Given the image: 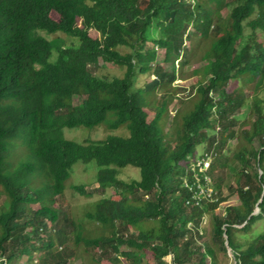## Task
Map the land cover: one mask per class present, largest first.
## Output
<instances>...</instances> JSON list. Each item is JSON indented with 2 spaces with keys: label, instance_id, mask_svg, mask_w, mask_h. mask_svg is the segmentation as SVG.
I'll use <instances>...</instances> for the list:
<instances>
[{
  "label": "trees",
  "instance_id": "trees-1",
  "mask_svg": "<svg viewBox=\"0 0 264 264\" xmlns=\"http://www.w3.org/2000/svg\"><path fill=\"white\" fill-rule=\"evenodd\" d=\"M191 28L212 42L196 103L171 139L168 99L153 107L147 97L177 82ZM158 49L171 73L152 67ZM100 59L125 69L123 77L98 76ZM148 74L155 79L136 88L137 78ZM244 79L264 86V0H0V187L7 198L0 213V264H21L37 252L42 264H65L66 253L55 248L66 249L67 226L76 245L100 250L98 262L124 245L130 251L122 256L132 264L144 253L159 264L170 255L172 264H218L217 249L199 241L205 219L212 222L214 244L225 252L227 238L236 264H264V232L246 245L239 240L264 219V97L249 103L241 90L229 88ZM245 106L253 122L243 131L247 144L229 187L240 205L226 206V215L217 212L219 202L188 206L183 178L198 147L214 154L211 175L220 197L221 173L230 163L226 151L242 131L238 115ZM101 125L113 131L126 126L129 136L78 143L64 135L65 128ZM254 140L259 149L251 146ZM18 147L23 158L16 165ZM92 161L99 167L97 191L73 188L88 197L114 190L84 215L112 234L90 237L82 223L68 219L57 239L42 237L47 222H60L56 198L66 192L73 166ZM130 166L139 170V180L121 176ZM34 204L40 209L32 211ZM151 221L154 226L147 225Z\"/></svg>",
  "mask_w": 264,
  "mask_h": 264
},
{
  "label": "rangeland",
  "instance_id": "rangeland-1",
  "mask_svg": "<svg viewBox=\"0 0 264 264\" xmlns=\"http://www.w3.org/2000/svg\"><path fill=\"white\" fill-rule=\"evenodd\" d=\"M223 15L226 16V11L223 12ZM52 19L58 20V15L52 13ZM190 32L193 34L194 30L191 28ZM90 34L93 38H98L99 35L97 32L90 31ZM45 35V33H43ZM151 37L156 36V29H153L150 33ZM62 39L71 43V40L65 35H60ZM47 37V36H46ZM53 37L57 38L59 35H53ZM212 40H206L202 38L198 34H193L191 39H188L186 44V51L188 52L185 57L182 59V62H177V75L178 80L171 87H167L165 89L158 88L154 90L148 97L147 103L155 107L157 104L163 101L164 98H167L169 101V113L167 117L166 123V132L169 133L171 139L175 138L176 128L179 126L178 124L181 122V117L183 114L191 111L193 109L194 104L197 100L196 95V86H198L199 82L204 79V67L207 64V61L204 60V56L210 48ZM148 48L153 47V43L150 41L147 44ZM127 51L124 49V52ZM158 62L154 63L152 67H156V65L162 66L166 72L171 73L172 67L171 65L164 64L163 56L164 50L158 49ZM57 58L56 51L53 52L52 57L50 58V62H55ZM95 73L98 76H105L109 78L113 77H123L125 73V69L118 67L113 63H106L103 60H99L98 69L95 70ZM155 79L153 74L139 76L136 81V88H144L147 84L151 83ZM259 79H255L253 81H248L246 79L240 82H232L229 88L237 90H241L250 100L251 103L254 97H264V86L261 88H257ZM75 104H79V101L76 99ZM250 105V104H249ZM249 107H243L238 115L239 123L242 126V131L239 133L238 138L233 140L226 151V156L230 159L229 167L223 173H221L222 178L224 179V184L222 186L221 192L219 196L222 197L223 208L229 205L238 206L240 205V200L237 193L232 192L229 188L232 185H235V172L239 168V151L242 149L244 145L247 144L244 139V132L251 128L253 118L249 114ZM249 114V115H248ZM64 135L67 139L76 141L78 143H84L86 141H101L106 139L108 136H123L128 137L129 132L126 126L120 128L119 130L113 131L108 130L103 125L96 129H88V128H75V129H64ZM254 149H259V143L254 140L251 144ZM20 147L17 148V152L14 155V164L17 165L19 160L23 158V155L20 151H18ZM197 156H201L203 154V150L201 147L197 148ZM125 170V171H124ZM99 171V167L97 166L95 161L84 164L82 162H78L73 166L72 174L70 179L66 183V192L63 196L56 198L57 204L56 207L59 211V224L56 227H52V224L48 223V232H43L42 237L47 238L50 235L56 238V230L63 229L66 227V221L68 219H73L77 221V223H82L85 232L90 237H100L105 236L109 237L112 232L111 229L107 227H103L100 224L89 221L84 218V215L88 211H92L94 209L95 203L101 198L110 197L114 194L113 189L106 190L104 193L102 192H94V194L90 197L83 196L76 192L73 187L83 185L88 190L97 191L98 184L96 181V176ZM124 180L131 181L133 179H140V172L136 168L127 167L123 169L122 175ZM7 198L3 189L0 187V213L4 210ZM32 211H36L40 209L39 204H34L30 206ZM222 210V208H221ZM220 213V212H218ZM205 230L203 231V236L199 240L202 244L203 248L214 247L217 249L218 255V264H236L234 254L230 255L227 251L223 250L221 246L215 245L213 240V232H212V222L208 219L206 223ZM148 226H154L155 222L151 221L147 223ZM66 229V237L67 240L65 242L66 249H63L59 244L55 248L56 252H63L66 255L64 259L66 260L65 264H132L129 260H127L122 253L130 251V248L127 246H121L119 248V253L112 252L108 259L104 258V261L98 262L95 258L99 255L100 250L94 249L89 250L83 244L76 245L74 242V234L72 233L73 228L71 226H67ZM264 232V219L258 221L248 236L239 235V240L241 243L246 245L254 241L260 234ZM135 233V232H133ZM136 234V233H135ZM246 247V246H245ZM66 250V251H65ZM40 253L37 252L31 256H24L21 259V264H42V261L39 260ZM142 259L137 264H159L155 259L151 257L149 253L141 254ZM165 264H172V257L166 256L164 258ZM209 262V260H208ZM52 264V263H49Z\"/></svg>",
  "mask_w": 264,
  "mask_h": 264
},
{
  "label": "built area",
  "instance_id": "built-area-1",
  "mask_svg": "<svg viewBox=\"0 0 264 264\" xmlns=\"http://www.w3.org/2000/svg\"><path fill=\"white\" fill-rule=\"evenodd\" d=\"M214 162L213 152L203 151L201 156L190 158L187 164V172L183 178V188L188 191L189 199L186 204L194 207H203L206 203L214 204L219 202L217 212L225 213V207L218 197L215 188L211 168ZM222 208V210H221ZM207 219L203 222L205 227ZM169 257H172L171 255Z\"/></svg>",
  "mask_w": 264,
  "mask_h": 264
},
{
  "label": "water",
  "instance_id": "water-1",
  "mask_svg": "<svg viewBox=\"0 0 264 264\" xmlns=\"http://www.w3.org/2000/svg\"><path fill=\"white\" fill-rule=\"evenodd\" d=\"M261 174V171H259V175ZM262 201V199L259 201V203ZM259 213V208L257 207L256 209H255V211L252 213V215H257ZM225 246H226V248H227V251H228V253L230 254V255H232V250H231V248L228 246V242H227V238L225 237Z\"/></svg>",
  "mask_w": 264,
  "mask_h": 264
}]
</instances>
